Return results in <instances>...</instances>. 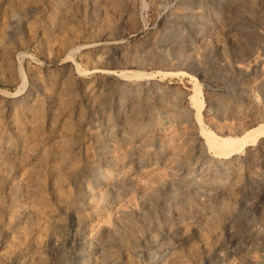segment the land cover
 Masks as SVG:
<instances>
[{
  "label": "rangeland",
  "instance_id": "374dc122",
  "mask_svg": "<svg viewBox=\"0 0 264 264\" xmlns=\"http://www.w3.org/2000/svg\"><path fill=\"white\" fill-rule=\"evenodd\" d=\"M263 128L264 0H0V264H264Z\"/></svg>",
  "mask_w": 264,
  "mask_h": 264
},
{
  "label": "bare ground",
  "instance_id": "6f19581e",
  "mask_svg": "<svg viewBox=\"0 0 264 264\" xmlns=\"http://www.w3.org/2000/svg\"><path fill=\"white\" fill-rule=\"evenodd\" d=\"M252 133H253V140H254L260 132L259 131L257 132L256 129L251 130L250 132L246 133L242 137L238 136L239 138L230 137V136H221V137H217V138L215 137L214 138V136H210V134H209L207 139L210 143V146H216L221 154L230 155V154L235 153L237 150L243 148L245 145H247V143L249 144V142H248L250 140L249 136ZM261 133H263V132H261Z\"/></svg>",
  "mask_w": 264,
  "mask_h": 264
}]
</instances>
